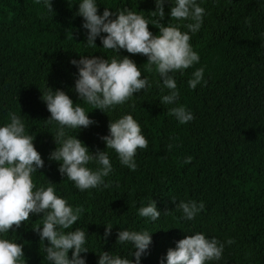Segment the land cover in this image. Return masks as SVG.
<instances>
[{
	"label": "trees",
	"instance_id": "1",
	"mask_svg": "<svg viewBox=\"0 0 264 264\" xmlns=\"http://www.w3.org/2000/svg\"><path fill=\"white\" fill-rule=\"evenodd\" d=\"M81 2L52 0L50 12L43 0H0V127L10 123L9 113H16L26 133L35 137V148L44 160V168L33 174L37 188L51 182L59 197L83 208L76 224L65 232L80 227L88 234V253L81 254L86 264H98L102 252L135 264L134 246L117 242L120 230L151 234L152 243L140 264H167V251L197 233L225 244L221 259L208 264H264V0H197L205 14L200 30L190 33V42L200 59L174 74L179 98L172 105L160 103L169 90L162 89L155 70L145 69L147 57L104 49L100 37L96 47L86 44L84 20L77 15ZM96 3L99 15L105 8L117 14L124 9L142 14L154 35L160 23L192 22L170 19L175 0L173 5L165 3L164 19L150 13L155 11V0ZM182 31L188 30L182 27ZM119 55L132 59L150 86L103 113L79 99L74 91L78 68L70 61L81 56L110 61ZM201 67L203 80L191 89L188 81ZM48 87L64 91L96 122L86 129L65 128L93 154L106 150L101 137L109 135V122L132 115L148 140V147L135 155L137 169L122 165L117 153L107 149L112 164V172L104 178L108 187L81 191L61 176L60 165L48 158L56 148L53 137L59 128L56 122H45L51 114L41 96ZM178 105L194 119L180 124L169 116ZM187 157H192L191 163L184 162ZM152 200L161 213L156 221L139 215V208ZM181 201L203 202L205 207L187 220L176 207ZM42 215H31L19 229L0 233V238L24 245V264H51L45 251L48 242L40 241L34 231L42 230ZM108 225L112 232L104 239ZM229 239L234 243L227 244Z\"/></svg>",
	"mask_w": 264,
	"mask_h": 264
},
{
	"label": "clouds",
	"instance_id": "2",
	"mask_svg": "<svg viewBox=\"0 0 264 264\" xmlns=\"http://www.w3.org/2000/svg\"><path fill=\"white\" fill-rule=\"evenodd\" d=\"M40 3L41 0H36ZM44 6L50 11L52 0H43ZM165 3L171 0H155L153 16L165 18ZM172 4V3H171ZM173 5V4H172ZM205 9L197 0H175L170 9V19L173 21H192L181 23H164L158 25V34L149 30L150 21L142 14L124 9L118 14L105 8L102 15L98 14L96 0H82L79 4L78 16L83 17L82 27L87 30L86 44L96 47L97 37L101 38L104 49L117 53L121 50L130 55L147 57L144 64L148 72L158 73L162 81V89L169 90L163 95L160 103L176 104L179 98L174 74L199 62V55L191 44L190 33L200 30ZM182 27L188 31H182ZM106 34L101 36V34ZM78 68V78L75 80L74 91L79 99L93 106L96 110L115 109L131 100L134 94L149 87V81L142 78L140 67L128 56L113 57L110 61L100 57L88 58L81 56L80 60L70 61ZM154 66V68H153ZM203 67L196 69L192 79L188 81L191 89H195L203 80ZM45 102L50 118L47 123L56 122L59 125L53 140L56 148L49 155L50 161L57 162L59 173L73 181L81 190L97 188L104 183V178L112 172V164L107 149L114 150L122 165L132 171L137 169L135 155L138 149H146L148 140L145 138L140 124L132 115L110 121L109 135L101 137L106 145L105 151L99 149L95 154L76 136H69L65 128L86 129L96 122L89 119L85 108L73 102L62 90L53 91L48 87L46 94L41 96ZM169 116H175L180 124H186L194 119L193 114L183 105L172 107ZM10 123L0 127V233L19 229L22 222L28 221L31 215H42L43 227L34 231L40 241H47L46 258L51 264H86L83 253H88L85 244V230L77 227L65 232L76 224L82 207H72L68 201L56 194L51 182L48 186L37 188L33 174L44 168V160L34 145L35 137L27 134L25 123L16 113H9ZM59 145V146H57ZM173 145L169 144L171 150ZM192 157H187L185 163H191ZM96 163L98 167H88ZM176 207L183 212L187 220H192L204 209L203 202L181 201ZM141 217H149L156 221L161 213L157 210L156 202L150 201L148 206L139 208ZM112 226H105L104 239L112 232ZM118 243H131L135 251L132 257L135 264H140L144 254L152 243L151 234L147 231L123 230L117 234ZM231 245V239L226 241ZM225 244L215 238H206L204 234L187 235L177 242L175 249L167 251V264H208L220 260ZM24 245L6 238H0V264H24ZM72 252L69 258V252ZM98 264H133L132 259L122 258L102 252Z\"/></svg>",
	"mask_w": 264,
	"mask_h": 264
}]
</instances>
